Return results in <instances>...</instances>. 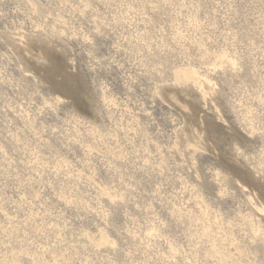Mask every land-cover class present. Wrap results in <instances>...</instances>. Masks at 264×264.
Returning a JSON list of instances; mask_svg holds the SVG:
<instances>
[{"label":"rangeland","instance_id":"1","mask_svg":"<svg viewBox=\"0 0 264 264\" xmlns=\"http://www.w3.org/2000/svg\"><path fill=\"white\" fill-rule=\"evenodd\" d=\"M0 264H264V0H0Z\"/></svg>","mask_w":264,"mask_h":264}]
</instances>
